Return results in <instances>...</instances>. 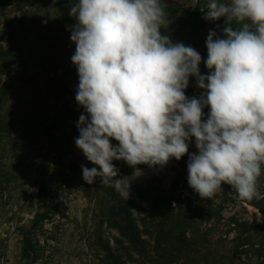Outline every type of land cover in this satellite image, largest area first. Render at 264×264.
<instances>
[{
	"label": "clouds",
	"instance_id": "clouds-1",
	"mask_svg": "<svg viewBox=\"0 0 264 264\" xmlns=\"http://www.w3.org/2000/svg\"><path fill=\"white\" fill-rule=\"evenodd\" d=\"M165 8L163 0H75L70 8L75 99L84 109L75 144L96 166H82L84 181L99 178L128 197L131 178H117L114 160L164 166L189 154L194 138L188 183L202 199L222 184L241 200L264 199V0H208L203 18L225 26L223 38L207 36V75L195 48L161 34ZM190 77L199 98L185 95Z\"/></svg>",
	"mask_w": 264,
	"mask_h": 264
},
{
	"label": "rangeland",
	"instance_id": "rangeland-1",
	"mask_svg": "<svg viewBox=\"0 0 264 264\" xmlns=\"http://www.w3.org/2000/svg\"><path fill=\"white\" fill-rule=\"evenodd\" d=\"M13 1L7 5L6 12L10 16H17ZM200 1L208 3V0H163V3L170 11L169 16L178 21L183 16V10H192ZM73 3L75 0H71V5ZM201 7L204 8L203 5ZM201 11L200 9L198 13H202ZM189 19L181 25L171 26L168 23L166 28L161 29V34L167 35L173 42L195 48L202 57L200 72L207 75L209 70L204 63L208 55L207 36L210 31H215L218 37L223 38L225 20L221 18L204 24H190L192 20ZM76 23V19L72 17L71 30ZM233 26L237 25L233 23ZM58 34L56 41L63 39L66 45L59 46L53 42L50 49L40 51L42 55L29 59L34 60L28 65L27 76L31 82L29 87H19L23 91V98L43 100L49 95L46 85L48 79L52 78L53 91H57V86L63 87V91L57 96V106L62 105L64 99H69V107H76V95L73 96L72 93L79 85V80L74 77L71 60L76 46L65 34ZM2 40V46L7 49V37ZM22 56L26 58L23 54ZM53 57L54 60L51 59ZM200 91L202 90L196 86L195 78L190 77L185 95L188 98L192 95L199 97ZM81 114H84V110L78 114L72 113L60 128H51L46 133L39 130L19 140L0 139V173L14 172L10 186L4 187L0 183V264H20L22 250L25 249V233H28L33 242L36 241L33 251L40 253L38 258L30 260V264H91L95 259V241L99 237L110 239L111 236H118L115 229L107 227L97 217L100 215V208H103L105 197L132 200L141 211L139 213L131 208L132 216L139 219L149 215L156 200L168 195L187 194L182 181L185 176L174 158L167 165L155 167L142 164L134 168L123 161L117 178H131L128 197L121 196L114 187H102L98 178L93 184L86 183L82 166H96L86 159L75 144L79 137L77 125ZM21 153H25L24 158L18 161ZM192 153H197L194 138L189 143V154ZM133 183L139 189L147 190L148 196H138L133 191ZM193 200L201 204L197 192H194ZM54 211L55 214L50 216V212ZM37 213L45 214L48 218L35 222ZM223 213L225 217L236 214L251 222H257L261 218L254 209L240 205L233 198L226 203ZM53 250L55 251L50 259L48 255ZM99 251L100 255L103 254L101 249ZM30 256L33 257L32 253Z\"/></svg>",
	"mask_w": 264,
	"mask_h": 264
},
{
	"label": "trees",
	"instance_id": "trees-1",
	"mask_svg": "<svg viewBox=\"0 0 264 264\" xmlns=\"http://www.w3.org/2000/svg\"><path fill=\"white\" fill-rule=\"evenodd\" d=\"M11 1L0 0V139L19 140L39 130L46 133L51 128H60L72 113L78 114L84 109L79 105L70 108L69 99H64L63 104L57 106V96L63 87L57 86V91H53L52 78L46 85L49 95L46 94L43 100L23 98L20 88L29 87L31 82L27 76L28 65L34 60L29 59L42 55L40 51L50 49L53 42L59 46L66 45L63 39L56 41L58 33L65 34L72 42L71 0H14L17 16L6 12ZM206 5L205 1H200L192 10H183V16L178 21H174L169 16V9L165 8L168 23L171 26L181 25L187 23L188 18L192 20L190 24L208 23L203 18ZM200 9L202 13L199 14ZM3 36L9 42L7 49L2 46ZM51 59L54 60V57ZM73 70L74 77L79 80L75 65ZM77 90L78 86L73 96ZM209 111V108L204 109L205 116ZM112 143L117 144L115 140ZM24 155L21 153L18 161ZM189 155L180 160L174 158L185 176L182 181L187 194L168 195L156 200L147 217L136 219L132 216L131 208L141 212L132 200L105 197L97 217L107 227L115 229L118 236H111L110 239L99 237L95 241V259L91 264H95L96 260V264H264V199L241 200L235 189L222 184L223 191L207 200L199 195L201 204L195 203V191L188 183ZM122 162L114 160L113 164L120 169ZM13 173H0L1 186H10ZM132 188L138 196H148L147 190L139 189L134 183ZM258 188L264 195V165L258 178ZM232 198L240 205L254 209L261 218L251 222L236 214L225 217L226 203ZM54 214L55 211L49 215ZM46 218L45 214L37 213L35 222ZM23 243L25 249L22 250L20 264H30V260L38 258L40 253L33 251L36 241L33 242L28 233L23 236ZM99 249L103 254L100 255ZM54 251L49 252L48 258L51 259Z\"/></svg>",
	"mask_w": 264,
	"mask_h": 264
}]
</instances>
